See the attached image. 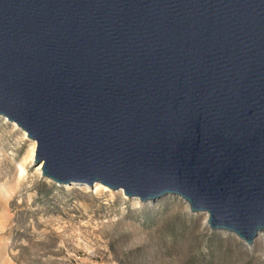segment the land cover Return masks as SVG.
I'll use <instances>...</instances> for the list:
<instances>
[{
	"label": "water",
	"instance_id": "water-1",
	"mask_svg": "<svg viewBox=\"0 0 264 264\" xmlns=\"http://www.w3.org/2000/svg\"><path fill=\"white\" fill-rule=\"evenodd\" d=\"M0 115L42 176L180 197L264 257V0H0Z\"/></svg>",
	"mask_w": 264,
	"mask_h": 264
},
{
	"label": "rangeland",
	"instance_id": "rangeland-1",
	"mask_svg": "<svg viewBox=\"0 0 264 264\" xmlns=\"http://www.w3.org/2000/svg\"><path fill=\"white\" fill-rule=\"evenodd\" d=\"M27 137L0 115V264H264L260 235L213 231L180 197L42 176Z\"/></svg>",
	"mask_w": 264,
	"mask_h": 264
},
{
	"label": "bare ground",
	"instance_id": "bare-ground-1",
	"mask_svg": "<svg viewBox=\"0 0 264 264\" xmlns=\"http://www.w3.org/2000/svg\"><path fill=\"white\" fill-rule=\"evenodd\" d=\"M12 124L16 127V128H18V126L15 124V123H13L12 122ZM23 134H24V136H25V138L27 137L26 136V132L23 130ZM28 138V137H27ZM32 153H33V150H32ZM32 156H33V154H32ZM39 169H40V167H39ZM206 214V213H205ZM261 236V235H260Z\"/></svg>",
	"mask_w": 264,
	"mask_h": 264
}]
</instances>
